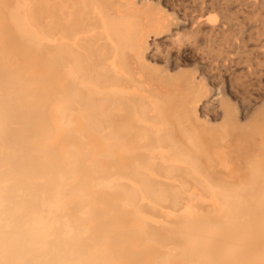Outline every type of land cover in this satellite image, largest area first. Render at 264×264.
Segmentation results:
<instances>
[{
    "label": "bare ground",
    "instance_id": "obj_1",
    "mask_svg": "<svg viewBox=\"0 0 264 264\" xmlns=\"http://www.w3.org/2000/svg\"><path fill=\"white\" fill-rule=\"evenodd\" d=\"M200 4L0 0V264H264V101L231 96L230 13L264 0Z\"/></svg>",
    "mask_w": 264,
    "mask_h": 264
},
{
    "label": "rangeland",
    "instance_id": "obj_2",
    "mask_svg": "<svg viewBox=\"0 0 264 264\" xmlns=\"http://www.w3.org/2000/svg\"><path fill=\"white\" fill-rule=\"evenodd\" d=\"M200 1H198V0H167L168 3H170L172 5H175V8L177 7V9L181 13H185L186 12L188 14H190L191 12L192 13H196V14L197 13H203V11L199 10V9H201V4L199 5V8H198V5H197L198 2L200 3ZM195 10L196 11L198 10V11L195 12ZM230 13H231L232 19H233L232 23H233V25L235 24L233 26L234 31L235 30L239 31V28H241V26H242V28L245 27L244 29L246 31V35L248 36L247 38H248V44H249L248 47H246L245 51L248 50V48L250 50V51L248 50V52L244 51L245 53L243 52L244 54L243 53L241 54L243 64H242L241 67L239 66V68L237 69L238 72L236 71L235 74L232 75V79L234 78L233 82L235 81V83H233L234 84V87H233V90H232L233 94L231 96L234 99L233 101H238L237 103H238L239 106L242 103L241 99L242 100H244V99L245 100H247V99L251 100L252 99V102L254 101V103H256L255 105L257 106V105L263 103V101H264V59H263L264 58V56H263L264 53H262V52H264V42H263L264 41V35H262V33H264V14H259L258 12H252V13L251 12H246L245 13L244 10L241 9V6L232 7ZM239 16L240 17L242 16L241 19H240ZM242 18H243V20H242ZM234 19H237L236 21L238 23ZM244 21H247L248 25H247V22L243 23ZM242 23H243V25H242ZM244 24L247 25V27ZM249 25H250L251 28L249 27ZM169 34L172 35L171 33L164 32V33L158 34L157 36L150 37L151 46H150L148 52L151 53L150 54L151 56H154V58H158L159 57L158 59L162 60L163 56L166 55V52H168L169 49L172 50L173 48H176L175 43L173 42V40L175 39L174 38L175 36L174 37L173 36H169ZM166 36L168 37V39H167ZM204 43H205V41L203 42L201 47H203V46L205 47ZM184 46H186V45H184ZM194 50H195V52H194ZM237 52H238V50L234 51L235 54H238ZM183 57H185V60L188 61V63H189L188 67H191V68L195 67L196 65L203 66L204 64H207V61H208V60H206L208 58L207 55L203 54L202 51H200V49H198V48L197 49H193V48H190V47L187 48V51L184 53ZM246 60H248V61H246ZM203 62H205V63H203ZM204 67H206V69H207L208 66L204 65ZM248 68H249V70H248ZM254 75H256V76H254ZM256 79H257V81H256ZM259 79L260 80L262 79V80L259 81ZM210 81H212V82L215 81L213 83L217 84L216 78L212 77L210 79ZM243 89H244V91H243ZM234 91H236V93ZM261 92H262V94H261ZM259 94H260V96H259ZM253 98H255V99L253 100ZM215 106L216 105H213V103H211V101H210V104L208 103V104L205 105L206 109H208V111L211 112V113H213L217 109V108L215 109Z\"/></svg>",
    "mask_w": 264,
    "mask_h": 264
}]
</instances>
